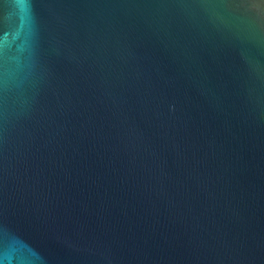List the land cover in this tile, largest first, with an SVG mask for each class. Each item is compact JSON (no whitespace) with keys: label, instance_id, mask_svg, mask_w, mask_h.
I'll return each mask as SVG.
<instances>
[{"label":"water","instance_id":"water-1","mask_svg":"<svg viewBox=\"0 0 264 264\" xmlns=\"http://www.w3.org/2000/svg\"><path fill=\"white\" fill-rule=\"evenodd\" d=\"M0 264H264V0H0Z\"/></svg>","mask_w":264,"mask_h":264}]
</instances>
